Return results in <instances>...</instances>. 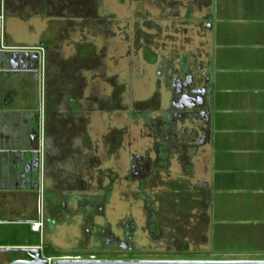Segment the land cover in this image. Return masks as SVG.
Instances as JSON below:
<instances>
[{
    "label": "flooded vegetation",
    "instance_id": "af4514ba",
    "mask_svg": "<svg viewBox=\"0 0 264 264\" xmlns=\"http://www.w3.org/2000/svg\"><path fill=\"white\" fill-rule=\"evenodd\" d=\"M93 1H83L86 15L79 41L71 38L76 29L61 26L52 43L44 45L40 40L37 48L24 52L25 58L31 59L32 68L27 72L36 78V105L42 112L36 108L31 113L26 142L18 151L6 152L12 156L11 165L0 168V233L16 227L24 237L19 246L0 244V264L47 263L46 258L52 260L50 264L76 258L100 261L98 257L105 252L115 253L119 262L135 261L134 255L143 257L138 261H147L155 244H165L168 252L191 248L195 253L201 226L208 227L210 192L207 184L200 189L192 164L193 156L207 145L210 136L208 64L200 62L194 52L155 53L153 34H139L142 28L130 24L123 30L118 21L117 33L112 36L118 38V46L109 57L118 72L113 76L111 97L105 98L88 81L104 82V74L98 72L107 57L106 47L95 52L84 34L94 24L101 30L102 24L93 20L99 19ZM160 1L170 8L182 5L179 0ZM65 2L73 12L69 26L74 27L80 4L77 0ZM102 23L105 26L104 20ZM144 25L145 31L152 33L150 22L145 20ZM204 26L208 27L207 19ZM120 44L126 46L124 54ZM137 59L145 68H155L153 86L164 94L155 93L145 101L135 99L131 69ZM122 66L130 74L127 104L122 103ZM50 91L56 92L51 98L56 104L51 122L46 120ZM154 111L161 112L160 116L154 117ZM124 113L127 125L140 126V138L149 142L139 151L129 150L132 142L136 143L131 138L127 147L123 145L126 128L114 125L106 131L103 126L104 116L120 121ZM121 150L128 157L123 177L118 165ZM105 158L116 166L106 168ZM123 182L128 206L132 211L137 208V216L130 214L113 226L105 217V207L114 188L119 189ZM78 218L83 220L81 240L72 233ZM32 224H38L37 232L32 231Z\"/></svg>",
    "mask_w": 264,
    "mask_h": 264
},
{
    "label": "crops",
    "instance_id": "0c3cea01",
    "mask_svg": "<svg viewBox=\"0 0 264 264\" xmlns=\"http://www.w3.org/2000/svg\"><path fill=\"white\" fill-rule=\"evenodd\" d=\"M77 1L80 10L70 27L73 12L65 0H0V168L11 165L6 152L18 151L26 142L31 113L36 108L42 112L36 105V78L27 72L31 59L24 52L37 48L36 35L45 25L81 32L86 14L84 0ZM190 1L191 9L182 1L178 9L188 21H196L195 29L201 32L208 20L192 44L198 60L208 64L209 78L210 136L192 159L195 180L200 189L207 184L210 192L208 233L201 238L210 247L223 236L234 250L227 255L264 258V0ZM25 30L26 41L32 38L34 43L19 44ZM55 93H49L50 122ZM220 225L223 229L217 230ZM82 228L78 218L72 233L79 240Z\"/></svg>",
    "mask_w": 264,
    "mask_h": 264
},
{
    "label": "rangeland",
    "instance_id": "374dc122",
    "mask_svg": "<svg viewBox=\"0 0 264 264\" xmlns=\"http://www.w3.org/2000/svg\"><path fill=\"white\" fill-rule=\"evenodd\" d=\"M132 1V2H131ZM170 1V0H168ZM175 1V0H171ZM183 2L186 4V6L190 5L191 9V1L190 0H180V2ZM190 1V3H189ZM93 4L96 5L98 8L97 14L99 16V19L93 18L95 21H99L101 25V30H98L97 25H92L91 28H89V32L87 33L84 31V34H87V42H89V45L91 44L94 47L95 52L99 51L102 46L106 47V58H103L100 65V72H98L99 75L104 74V82L101 79H94L89 81V86L94 87V90L101 92L102 96L105 98L111 97L113 85L115 84V81L113 79V76L115 73L118 72L117 69L114 68L113 59H110L109 57L114 54V49L117 48L118 44V38H113L114 34L117 33V26L116 24L118 21L121 22V28L124 27L125 24L130 25H136L139 28H142L139 32V34L147 33V34H153V49L155 53L158 54H164L166 56L172 55L174 52L179 51V53L184 54H191L193 50V39L197 37L198 34H203L205 32V28H201V32H198V30L195 29L194 24L196 21L193 20L194 23H190L188 25H185L186 22H192L191 20L188 21L186 19V16L184 15L185 12L183 9L178 8H168V6L163 7L162 2L160 0H156L153 3L150 1H138V0H94ZM182 4V3H181ZM192 11V10H190ZM95 15V14H94ZM92 16V15H91ZM95 17V16H94ZM92 20V19H91ZM104 20L105 26H103L102 21ZM147 20L148 22H152L153 24V31L152 33L149 31H145V25L144 22ZM201 20H203L201 18ZM199 20V22H201ZM108 23H111L108 25ZM107 24V25H106ZM95 26V27H94ZM185 26V27H184ZM187 27V28H186ZM185 28V29H184ZM4 29V24H3ZM58 31L57 25H54L52 27L44 26V30L41 28V30L38 31L36 35V43L40 40H43L44 45H48L52 43L50 41L53 39L55 34ZM23 36H19L18 42L19 44H29L34 43V39L30 38L29 42L26 41L28 30L23 31ZM43 34V36H41ZM80 30L75 31L74 35H72V39L75 41H79L80 39ZM120 52L121 54H124L126 46L120 44ZM86 52L87 50H84ZM169 59V58H168ZM198 59V58H197ZM124 66V64H123ZM122 66V69L124 68ZM128 70H121V76L120 80L125 85L124 96L122 103L127 104L128 103V94L130 92L129 89V75ZM145 71V73H143ZM155 68L153 67H144L137 59V62L134 63V66L131 69V75L135 77V79L132 80L131 83V93L134 94V97L138 101H145L153 97L155 93H163V90L158 91L155 86H153V82L156 79V73ZM88 78H90V75H87ZM151 79V82L149 81ZM164 97V96H163ZM164 101V98H162ZM165 108V107H164ZM163 108V109H164ZM154 117L160 116L161 112L154 111L153 112ZM127 115L124 113L121 115V120L118 121V119H112L111 116H106L105 123H103V126H105V129L107 131L108 128H112L114 125L119 127H124L128 130L127 132V138L124 139L123 145L127 147L128 140H136V143L132 142V148H129L130 151H139L144 144L149 143L146 140H142L140 138V126L137 127H129L126 123V117ZM101 124V122H100ZM131 138V139H130ZM127 142V143H126ZM127 149V148H126ZM119 166L122 168L121 170V176L123 177L125 175V170L128 165V157L127 153L124 150H121L119 153ZM172 166L176 167V164L171 163ZM116 166L114 164L113 160H108L105 158V167H112ZM126 184L125 182L120 185L119 189L114 188L112 191L110 201L105 207V217L110 223L115 226L131 214L137 216L136 210L137 208H133V211L129 208V196L125 195L127 192L126 190ZM120 190V191H118ZM121 192V197L119 193ZM124 194V195H123ZM208 214V211H207ZM219 217V215H218ZM217 230L223 229V226H219L216 228ZM21 229L19 228H8L6 231L0 233V244L2 245H8V246H19L23 242V236L21 235ZM201 234L208 233V227L201 226ZM219 241L215 242V244L210 245L208 244V239L201 238L198 240V248L196 249L195 253H193V250L190 248L188 250H185V252L182 253H176V250H173L172 252H168L166 250V245H160L155 244L153 249V254L148 255V257L145 258L147 261H209V262H239V261H264V258L262 257H245V256H233L227 255V253H231L234 250H232V246L226 241H224L223 236L219 237ZM141 243L145 245V240H141ZM7 246V247H8ZM115 253L112 252H105L104 256H99L98 258L100 261H117V258L114 256ZM47 256L50 257H56L55 254H48ZM143 258L139 255H134L132 259H138ZM135 260V261H136ZM143 260V259H142Z\"/></svg>",
    "mask_w": 264,
    "mask_h": 264
},
{
    "label": "water",
    "instance_id": "95a60500",
    "mask_svg": "<svg viewBox=\"0 0 264 264\" xmlns=\"http://www.w3.org/2000/svg\"><path fill=\"white\" fill-rule=\"evenodd\" d=\"M8 251V250H6ZM26 251V250H25ZM28 252V251H26ZM37 264H46L40 262ZM55 264H264V261H239V262H208V261H132V262H119V261H64L56 262Z\"/></svg>",
    "mask_w": 264,
    "mask_h": 264
},
{
    "label": "built area",
    "instance_id": "2783aa9c",
    "mask_svg": "<svg viewBox=\"0 0 264 264\" xmlns=\"http://www.w3.org/2000/svg\"><path fill=\"white\" fill-rule=\"evenodd\" d=\"M0 19H1V18H0ZM31 228H32V231L37 232V231H38V224H32ZM89 259H90V260H94L93 257H90ZM76 260H79V261H80L81 258H76ZM45 261L47 262L46 264H50V262H51L52 260H51L50 258H46Z\"/></svg>",
    "mask_w": 264,
    "mask_h": 264
}]
</instances>
